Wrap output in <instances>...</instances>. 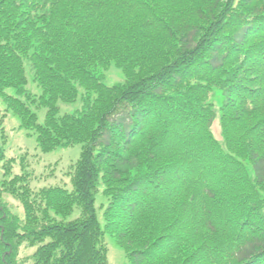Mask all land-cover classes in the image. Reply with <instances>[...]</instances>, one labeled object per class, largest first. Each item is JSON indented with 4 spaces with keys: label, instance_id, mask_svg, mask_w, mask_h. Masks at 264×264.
Segmentation results:
<instances>
[{
    "label": "trees",
    "instance_id": "trees-1",
    "mask_svg": "<svg viewBox=\"0 0 264 264\" xmlns=\"http://www.w3.org/2000/svg\"><path fill=\"white\" fill-rule=\"evenodd\" d=\"M0 96L41 152L82 146L35 189L0 139V264H108L107 236L131 264H264V0H0Z\"/></svg>",
    "mask_w": 264,
    "mask_h": 264
},
{
    "label": "rangeland",
    "instance_id": "rangeland-1",
    "mask_svg": "<svg viewBox=\"0 0 264 264\" xmlns=\"http://www.w3.org/2000/svg\"><path fill=\"white\" fill-rule=\"evenodd\" d=\"M29 87L32 92L40 93L41 88L33 81V72L29 68ZM104 81L109 84H115L124 79L121 69L112 66L109 71L105 73ZM9 93L15 94L16 89H8ZM213 100L220 106L223 104L224 96L222 92H217ZM61 114L65 112H75L82 105V100L79 98L72 103L61 102ZM46 108L40 107L36 109L39 115V122L44 123L46 117ZM218 122L214 124V132L217 137L219 134ZM0 139L5 144V149L8 157H16L18 164L16 171L20 172L21 161L24 160L27 165V171L31 172L32 180L31 186L39 189L46 185H69V172L78 161L82 146L76 144L71 147H59L50 152L43 153L38 149L37 137L31 130L21 127L19 118L11 111L7 110V105L0 96ZM22 159V160H21ZM15 205L18 201L13 199ZM98 207H108L109 202L102 193L98 194ZM100 209V213L104 210ZM18 212V211H17ZM103 215H101L102 217ZM104 222V219L102 218ZM108 249V264H131L128 260L125 251L117 244L115 238L107 236Z\"/></svg>",
    "mask_w": 264,
    "mask_h": 264
}]
</instances>
